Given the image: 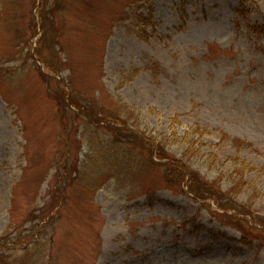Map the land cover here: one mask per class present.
Listing matches in <instances>:
<instances>
[{"label": "rangeland", "instance_id": "rangeland-1", "mask_svg": "<svg viewBox=\"0 0 264 264\" xmlns=\"http://www.w3.org/2000/svg\"><path fill=\"white\" fill-rule=\"evenodd\" d=\"M239 1L0 0V264H264V0Z\"/></svg>", "mask_w": 264, "mask_h": 264}, {"label": "trees", "instance_id": "trees-1", "mask_svg": "<svg viewBox=\"0 0 264 264\" xmlns=\"http://www.w3.org/2000/svg\"><path fill=\"white\" fill-rule=\"evenodd\" d=\"M244 3H245V0H241L240 5L237 8L238 12L246 13L245 12L246 8L244 6ZM247 10L249 11L248 8H247ZM65 96H66V94H64V97ZM71 100H73V98L70 97L69 101L71 102ZM124 106L126 108L125 104H124ZM80 107H82L80 109H83L84 110L83 112H85L87 116L92 115L90 110H89V108L83 107L82 104H80ZM125 108L122 107V109L124 111H125ZM128 109H130L128 111H132V110H135V109H137V111H138L139 108L137 106H135V105H131V106H128ZM111 113L113 115H115L117 118L119 117L120 119L118 118V120H113V119L111 120L110 118L107 117V114H106V116H104L105 119H101V118L100 119L102 120V123L105 121L104 125L109 128V131L111 130L112 139L114 141L126 143V167L129 168V167H131L134 164V162H138L139 160L142 161L143 153L140 151V149H138V146L134 144L135 142L141 143V138L138 137V136H141V135H139L138 133L135 132V131H138V129H136L135 131L132 129V125H131V127L130 126L126 127V122H127L126 114H121L119 112H116V111H114V109L111 111ZM96 119H99V118L95 115V117L93 119V122H95ZM100 119L98 121H100ZM133 124H134V122H133ZM126 130L128 132H126ZM129 130L132 131V132H130ZM206 131L209 132L210 129L208 127L199 125L198 128L193 129L192 132H188L187 134L182 136L181 139L183 141H185L187 143V145H188V146H186V148H184V154H183L184 156L188 155V152L190 151V149H192V146L193 147L195 146V144H198V146L194 147L193 154L194 155L198 154L201 157L203 156V152H201L202 151L201 150V145L202 144L199 145L198 142L201 141V135L203 133H206ZM198 132H200L201 135H199L197 139L191 138V135L193 133H198ZM225 137L228 138L229 136L226 135ZM168 138H169V136H165L164 137L163 135H160L159 139L156 142L157 143V145H155L156 154L158 155L159 158H163L164 154H162L161 151H163L165 149L166 144L165 143L162 144V143L165 140H167ZM188 138H190L191 142H190V140ZM232 139H233L234 142L242 141L241 139H238V138H232ZM147 141L155 144V142H153L151 139H148ZM132 142H133V144H131ZM242 143L245 144V145H250V143L247 142V141H242ZM131 149H133V151ZM209 154L212 155V156L214 155V153H212V152L209 153ZM184 160L177 161V160L170 159V160H168L166 162H162L161 161V164L164 167L168 168L165 171L166 176L168 174L172 175V171L170 169L171 167L175 168V169L177 168L179 170V173H181L183 176H185L184 174L186 172L194 173V171H192L189 168V165L187 164V161H185L186 164L184 163ZM238 160H240V159L238 158ZM133 167L135 168V166H133ZM185 170H187V171H185ZM250 170H253V166L252 165H243V166L236 165L235 167L230 168L228 171L221 170L220 172H218V175H220L218 178H221L224 175H228V176H230L232 178H235L236 176H241V177L245 178V175ZM220 205H221L220 207H222L224 209H229V208L232 207V206H229L228 204L223 203V202L220 203Z\"/></svg>", "mask_w": 264, "mask_h": 264}]
</instances>
